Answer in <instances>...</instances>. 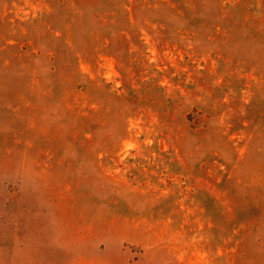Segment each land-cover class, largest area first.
I'll return each mask as SVG.
<instances>
[{
  "label": "rangeland",
  "instance_id": "374dc122",
  "mask_svg": "<svg viewBox=\"0 0 264 264\" xmlns=\"http://www.w3.org/2000/svg\"><path fill=\"white\" fill-rule=\"evenodd\" d=\"M0 264H264V0H0Z\"/></svg>",
  "mask_w": 264,
  "mask_h": 264
}]
</instances>
